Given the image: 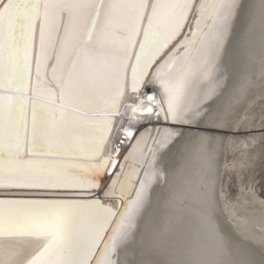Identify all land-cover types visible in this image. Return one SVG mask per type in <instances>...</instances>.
I'll list each match as a JSON object with an SVG mask.
<instances>
[{
    "label": "snow or ice",
    "instance_id": "snow-or-ice-1",
    "mask_svg": "<svg viewBox=\"0 0 264 264\" xmlns=\"http://www.w3.org/2000/svg\"><path fill=\"white\" fill-rule=\"evenodd\" d=\"M252 18L245 0L0 3V264H161L142 225L185 133L127 131L117 162L104 156L109 115L119 111L126 81L138 91L147 78L158 106L148 114L203 124L251 44ZM201 139L210 149L215 137L209 130ZM23 190L37 198H10ZM202 250L254 255L223 229Z\"/></svg>",
    "mask_w": 264,
    "mask_h": 264
},
{
    "label": "bare ground",
    "instance_id": "bare-ground-1",
    "mask_svg": "<svg viewBox=\"0 0 264 264\" xmlns=\"http://www.w3.org/2000/svg\"><path fill=\"white\" fill-rule=\"evenodd\" d=\"M2 2L4 0H0ZM261 2L245 0L247 5L253 6L251 44L245 45L244 57L238 68L229 74L227 87L209 102L205 122L198 127L182 129L185 140L171 154L173 167L168 183L161 184L157 190L159 204L142 225V233L156 248L155 258L161 264L177 261L217 264L220 260L244 264L250 258L258 264L264 258V198L256 191L254 183L242 179L251 171L260 143L264 142V123L261 130H255V114L252 113L257 104L264 103V10L259 7ZM36 40L38 43V27ZM32 79H36L34 60ZM49 86L59 91L50 81ZM132 87L131 80L126 81L119 111L109 115L113 128L104 156L117 162L130 142L127 131L135 132L137 127L142 130L164 122L162 118L158 120L155 113L146 111L149 107L158 111L154 100L148 99L150 95L155 96L156 89L147 84V78L145 84L138 85V91H133ZM147 87L150 92L146 91ZM55 103L59 105L58 100ZM149 115L151 119L147 118ZM213 121L215 123H211ZM209 130L215 137L210 149L201 139L209 134ZM117 146L121 149L119 154L115 151ZM227 154L232 155L230 163ZM227 173H232L239 184L237 197L233 200H228L224 191L223 178ZM116 204L112 201L114 209ZM221 229L240 245L247 246L254 255L219 256L203 251L204 240L211 232L219 233Z\"/></svg>",
    "mask_w": 264,
    "mask_h": 264
},
{
    "label": "rangeland",
    "instance_id": "rangeland-1",
    "mask_svg": "<svg viewBox=\"0 0 264 264\" xmlns=\"http://www.w3.org/2000/svg\"><path fill=\"white\" fill-rule=\"evenodd\" d=\"M252 113L255 114L253 123H255V130H261V124L264 123V103L260 102L253 109ZM228 163L232 160V155L227 154ZM250 177V178H249ZM249 178V179H248ZM243 181H249L254 183L256 191L264 198V142L260 143L258 150V156L254 160L249 174L242 176ZM224 191L228 200L236 199L239 184L234 180L232 173H227L223 178ZM247 183V182H246Z\"/></svg>",
    "mask_w": 264,
    "mask_h": 264
},
{
    "label": "water",
    "instance_id": "water-1",
    "mask_svg": "<svg viewBox=\"0 0 264 264\" xmlns=\"http://www.w3.org/2000/svg\"><path fill=\"white\" fill-rule=\"evenodd\" d=\"M151 88H154V86L152 85ZM146 91L150 92V87H147ZM56 106H59V105H56ZM156 127H177V128H179L182 131L183 128L192 127V126L171 125L170 123H167V122L164 121L160 125H149V126H146L141 131L154 130ZM10 198H37V194L35 192H30L28 190H23V191L17 192L14 196H12Z\"/></svg>",
    "mask_w": 264,
    "mask_h": 264
}]
</instances>
